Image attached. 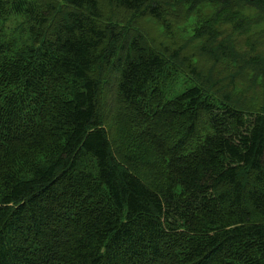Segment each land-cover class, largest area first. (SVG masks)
Segmentation results:
<instances>
[{
  "label": "trees",
  "instance_id": "obj_1",
  "mask_svg": "<svg viewBox=\"0 0 264 264\" xmlns=\"http://www.w3.org/2000/svg\"><path fill=\"white\" fill-rule=\"evenodd\" d=\"M243 9L264 18V0H0V20L22 17L0 26V264H264V109L214 68L236 66L220 26L243 29ZM106 83L164 189L115 148Z\"/></svg>",
  "mask_w": 264,
  "mask_h": 264
},
{
  "label": "rangeland",
  "instance_id": "obj_2",
  "mask_svg": "<svg viewBox=\"0 0 264 264\" xmlns=\"http://www.w3.org/2000/svg\"><path fill=\"white\" fill-rule=\"evenodd\" d=\"M242 11L246 15V23L243 24V29L232 28L230 24L226 23L220 26L221 32L225 35L230 33L231 37L226 40L228 42L233 41L234 47L239 53L236 66L235 68H227V65L215 64L214 68L216 70L224 69L225 84L223 88L225 90L232 89L230 75L233 74V71H236L235 80L237 81L238 91L235 97L240 102V107L262 110L264 109V18L252 10L243 9ZM119 13L120 10L108 6L109 15L117 16ZM21 20V16H10L0 20V26L4 30L11 31L17 28V24ZM139 26L150 45L170 57L172 54L174 55L178 43L160 34L154 24L145 20L144 17L139 20ZM21 35L25 39L23 32H21ZM181 53L187 55L191 53V57H201L197 52H192L190 45L181 44ZM182 86V79L180 78L179 87ZM211 87L216 88L215 85H211ZM101 95L102 106L100 111L103 113L106 127L110 129V136L118 140L114 143L115 148L121 153L122 158L126 155L125 150L127 152L141 151L143 161L135 166L136 170L141 171L144 176H146L147 171H150L149 177L146 176L148 182L154 184L159 190L164 189L167 184L165 164L157 161L153 166L147 167V159L144 160L143 151L150 144L144 137L140 136L139 139H135V135L140 133L143 125L138 124L137 121H131L129 110L126 105L120 102L114 85L106 83ZM121 112L124 113V117L121 116ZM208 130V125L201 126L202 132Z\"/></svg>",
  "mask_w": 264,
  "mask_h": 264
}]
</instances>
